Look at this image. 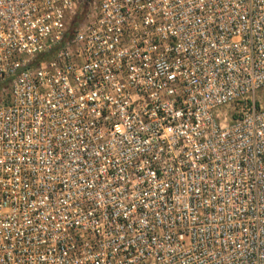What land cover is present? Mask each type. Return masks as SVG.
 <instances>
[{
    "label": "built area",
    "instance_id": "2783aa9c",
    "mask_svg": "<svg viewBox=\"0 0 264 264\" xmlns=\"http://www.w3.org/2000/svg\"><path fill=\"white\" fill-rule=\"evenodd\" d=\"M262 90L264 0H0V264H264Z\"/></svg>",
    "mask_w": 264,
    "mask_h": 264
},
{
    "label": "trees",
    "instance_id": "16d2710c",
    "mask_svg": "<svg viewBox=\"0 0 264 264\" xmlns=\"http://www.w3.org/2000/svg\"><path fill=\"white\" fill-rule=\"evenodd\" d=\"M81 19V16H76L70 23L69 25V28H68V31L65 35V39H69L70 36L72 35L73 33V30H74V27H75V24ZM57 50V48H54L50 54H43V55H40L38 56L36 59H35V63H39L41 61H44V60H47L51 57V55Z\"/></svg>",
    "mask_w": 264,
    "mask_h": 264
},
{
    "label": "rangeland",
    "instance_id": "374dc122",
    "mask_svg": "<svg viewBox=\"0 0 264 264\" xmlns=\"http://www.w3.org/2000/svg\"><path fill=\"white\" fill-rule=\"evenodd\" d=\"M82 20H83V18H81L78 22H81ZM258 97L261 101V105L264 107V90H262L258 93Z\"/></svg>",
    "mask_w": 264,
    "mask_h": 264
}]
</instances>
